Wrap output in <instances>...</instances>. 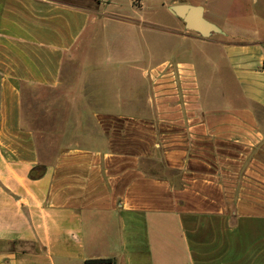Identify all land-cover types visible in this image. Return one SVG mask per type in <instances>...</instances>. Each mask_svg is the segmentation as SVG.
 Segmentation results:
<instances>
[{
    "label": "crops",
    "instance_id": "crops-1",
    "mask_svg": "<svg viewBox=\"0 0 264 264\" xmlns=\"http://www.w3.org/2000/svg\"><path fill=\"white\" fill-rule=\"evenodd\" d=\"M207 1L88 66L122 0H0V264H264V0Z\"/></svg>",
    "mask_w": 264,
    "mask_h": 264
},
{
    "label": "rangeland",
    "instance_id": "rangeland-1",
    "mask_svg": "<svg viewBox=\"0 0 264 264\" xmlns=\"http://www.w3.org/2000/svg\"><path fill=\"white\" fill-rule=\"evenodd\" d=\"M169 0H143V6L139 7L130 2V0H122L120 11L128 14L134 20L131 25L126 26L120 24L116 28H110L107 34L115 36L111 42L104 40L103 54L95 55L93 52L82 56L88 66H92L99 60L103 62L104 54L111 52L115 56L125 55L127 52L137 51L140 48L142 51L145 47H151L152 61L158 62L176 52V47L179 45V34L183 26L172 15L167 7ZM182 3L195 0H181ZM242 0H209L207 4H222L223 12L228 15H234L237 12L235 3ZM83 2V1H82ZM81 3V2H80ZM90 5V2H85ZM144 26V28L142 26ZM118 27V28H117ZM105 35V34H104ZM106 37V35H105ZM107 41V42H106ZM106 42V43H105ZM109 54V53H107ZM129 56V53L127 54ZM121 58V57H120ZM122 59V58H121ZM88 66L85 70H87ZM124 70V71H123ZM119 74L123 79L130 76V71L127 68L123 69ZM262 156L264 157V151Z\"/></svg>",
    "mask_w": 264,
    "mask_h": 264
},
{
    "label": "water",
    "instance_id": "water-1",
    "mask_svg": "<svg viewBox=\"0 0 264 264\" xmlns=\"http://www.w3.org/2000/svg\"><path fill=\"white\" fill-rule=\"evenodd\" d=\"M168 8L174 15L185 21V25L189 30L203 36H210L214 32H223L218 24L205 16V7L202 4L177 3L170 5Z\"/></svg>",
    "mask_w": 264,
    "mask_h": 264
},
{
    "label": "trees",
    "instance_id": "trees-1",
    "mask_svg": "<svg viewBox=\"0 0 264 264\" xmlns=\"http://www.w3.org/2000/svg\"><path fill=\"white\" fill-rule=\"evenodd\" d=\"M133 4L139 7H142V0H132ZM89 262H97V263H112L113 260L111 258H100V259H94Z\"/></svg>",
    "mask_w": 264,
    "mask_h": 264
}]
</instances>
